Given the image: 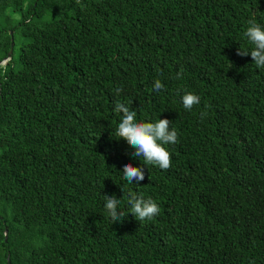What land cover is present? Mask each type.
I'll list each match as a JSON object with an SVG mask.
<instances>
[{"label":"trees","instance_id":"obj_1","mask_svg":"<svg viewBox=\"0 0 264 264\" xmlns=\"http://www.w3.org/2000/svg\"><path fill=\"white\" fill-rule=\"evenodd\" d=\"M253 19L264 0H0V264H264V68L237 54ZM117 101L172 122L169 169L116 136ZM129 191L160 213L138 221Z\"/></svg>","mask_w":264,"mask_h":264},{"label":"clouds","instance_id":"obj_2","mask_svg":"<svg viewBox=\"0 0 264 264\" xmlns=\"http://www.w3.org/2000/svg\"><path fill=\"white\" fill-rule=\"evenodd\" d=\"M244 36L253 47L250 51L238 50L237 54L250 55L257 68H264V26L254 19L249 20ZM163 89L164 84L156 79L151 91L160 92ZM120 91L122 89H116L117 94ZM181 102L186 110L191 111L195 105L200 103V97L192 92H185L181 97ZM115 111L122 113L115 134L135 150L132 155L137 158L143 157L146 165H154L161 170L169 169L172 164V154L166 145L178 143L177 130L170 128L172 122L160 118L155 121H138L137 112L120 101L116 102ZM201 115L207 114L202 113ZM122 174L129 184L133 183V180L139 184L145 179L143 168L133 167L130 163L123 165ZM126 196L130 214L138 221L152 220L160 213L159 205L152 198L145 199L131 191ZM104 201V208L113 223L121 221L124 215L118 211L121 198L118 199L115 195H104Z\"/></svg>","mask_w":264,"mask_h":264},{"label":"water","instance_id":"obj_3","mask_svg":"<svg viewBox=\"0 0 264 264\" xmlns=\"http://www.w3.org/2000/svg\"><path fill=\"white\" fill-rule=\"evenodd\" d=\"M10 34L13 35V32L10 31ZM14 45H15V43H14V40H13V38H12V45H11V49H10L9 54H8L9 58L5 59V60L2 61L0 64H3L4 62L7 63V61H8L9 59H11V56H12V53H13V49H14ZM6 235H7V233H6Z\"/></svg>","mask_w":264,"mask_h":264},{"label":"rangeland","instance_id":"obj_4","mask_svg":"<svg viewBox=\"0 0 264 264\" xmlns=\"http://www.w3.org/2000/svg\"><path fill=\"white\" fill-rule=\"evenodd\" d=\"M20 17H21L20 14L12 15V18L14 19L15 22H19L20 21ZM3 65H6V63L4 62Z\"/></svg>","mask_w":264,"mask_h":264}]
</instances>
